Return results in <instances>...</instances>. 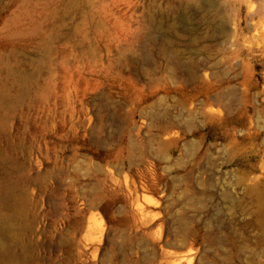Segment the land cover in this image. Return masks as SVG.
<instances>
[{
	"label": "rangeland",
	"instance_id": "rangeland-1",
	"mask_svg": "<svg viewBox=\"0 0 264 264\" xmlns=\"http://www.w3.org/2000/svg\"><path fill=\"white\" fill-rule=\"evenodd\" d=\"M2 93L0 264H264V0H0Z\"/></svg>",
	"mask_w": 264,
	"mask_h": 264
},
{
	"label": "bare ground",
	"instance_id": "bare-ground-1",
	"mask_svg": "<svg viewBox=\"0 0 264 264\" xmlns=\"http://www.w3.org/2000/svg\"><path fill=\"white\" fill-rule=\"evenodd\" d=\"M222 32V30H221ZM170 57L172 58V61L180 68L182 67V64H181V61L180 59L178 58V56L176 54H171ZM12 78L14 80V82L18 83L19 85H21L22 87L25 86L28 82V77L27 76H23V75H20L19 73H13L12 74ZM7 100V95L5 93H2L0 94V105L3 104V102H5ZM12 208H14V211H15V206H10ZM9 232L6 231L5 232V235H7ZM97 240V239H96ZM14 243V242H13ZM18 243V242H17ZM10 248H4V249H1L0 250V254H1V257H7V255H9L10 253ZM16 255V254H15Z\"/></svg>",
	"mask_w": 264,
	"mask_h": 264
}]
</instances>
